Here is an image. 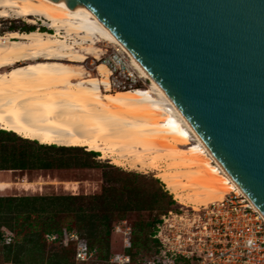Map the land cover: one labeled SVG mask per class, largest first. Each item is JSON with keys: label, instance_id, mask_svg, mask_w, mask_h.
Instances as JSON below:
<instances>
[{"label": "bare ground", "instance_id": "1", "mask_svg": "<svg viewBox=\"0 0 264 264\" xmlns=\"http://www.w3.org/2000/svg\"><path fill=\"white\" fill-rule=\"evenodd\" d=\"M12 16L31 23L30 16H39L90 42L75 49L39 29L0 34V129L40 144L83 147L116 166L154 173L179 204L195 209L230 193L244 196L94 13L52 0H0V17ZM96 37L127 49L149 79L146 87L112 89L103 61L96 73L88 71L82 64L91 54L98 58Z\"/></svg>", "mask_w": 264, "mask_h": 264}, {"label": "water", "instance_id": "2", "mask_svg": "<svg viewBox=\"0 0 264 264\" xmlns=\"http://www.w3.org/2000/svg\"><path fill=\"white\" fill-rule=\"evenodd\" d=\"M94 13L264 217V0H52Z\"/></svg>", "mask_w": 264, "mask_h": 264}, {"label": "trees", "instance_id": "3", "mask_svg": "<svg viewBox=\"0 0 264 264\" xmlns=\"http://www.w3.org/2000/svg\"><path fill=\"white\" fill-rule=\"evenodd\" d=\"M10 31H31L33 25L12 24ZM46 31L45 28H41ZM95 151L81 147L40 144L13 132L0 129V171H36L64 168H92L99 165L94 159ZM141 175L131 174L120 182L103 172V188L94 195H12L0 196V229L5 227L13 233L11 244L0 241V264H76L79 243L85 244L95 255L96 264H115L111 258V234L115 220L122 223L130 212L157 211L151 220L138 222L131 235V248L126 250L131 261L136 259L141 246L151 242L158 252L160 241L152 238L160 216L174 209L172 194L159 182L156 189L143 188L138 183ZM158 182L157 179H154ZM76 234L78 240L61 242ZM46 235H55L48 242ZM137 248L134 252L132 249ZM147 262H144L146 264ZM190 264V260H186ZM178 264V263H177Z\"/></svg>", "mask_w": 264, "mask_h": 264}, {"label": "built area", "instance_id": "4", "mask_svg": "<svg viewBox=\"0 0 264 264\" xmlns=\"http://www.w3.org/2000/svg\"><path fill=\"white\" fill-rule=\"evenodd\" d=\"M46 31L64 39L75 49H80L90 41H84L74 32L52 27L46 19L36 17ZM39 29V28H38ZM96 37L98 58L111 72V86L118 89L146 86L149 79L142 76L131 53L119 43L101 40ZM165 187V186H164ZM168 190L167 188H165ZM171 193V192H170ZM173 199L178 203L173 194ZM181 205V204H180ZM183 210L182 213L179 211ZM178 220V221H177ZM114 231L122 235L125 251L114 254L111 262L129 264L131 257L126 250L131 248L132 228L124 220L116 224ZM47 241L56 239L55 235H46ZM152 238L161 242L158 252L146 264H264V217L242 195L230 193L221 201L201 206H176L160 216ZM12 232L5 227L0 229V241L11 244ZM78 240L74 233L63 239ZM93 257L85 244L79 243L75 259L86 262Z\"/></svg>", "mask_w": 264, "mask_h": 264}, {"label": "rangeland", "instance_id": "5", "mask_svg": "<svg viewBox=\"0 0 264 264\" xmlns=\"http://www.w3.org/2000/svg\"><path fill=\"white\" fill-rule=\"evenodd\" d=\"M39 16H30V19L35 20ZM42 18V17H41ZM43 19V18H42ZM12 24L33 25L34 29L43 31L41 23H31L29 18H15L12 17H0V34H6L11 32L8 27ZM46 29V28H45ZM19 32H26L20 31ZM94 55V54H91ZM89 57L82 64L88 71L96 73L97 61L93 57ZM149 82L146 83V85ZM112 87V86H111ZM144 87V86H143ZM140 87V88H143ZM146 87V86H145ZM114 90L118 88L112 87ZM23 138V137H22ZM38 142V141H37ZM39 143V142H38ZM57 146V145H56ZM83 148V147H82ZM88 151L86 148H83ZM97 156L94 157L95 161L99 165L92 168H64V169H52V170H36V171H0V196H12V195H53V194H72V195H94L100 194L103 188V172H107L108 176L117 181H124L131 174H138L141 177L137 178L139 185L143 188L153 190L159 186V182L163 183L160 179L156 178L154 173L144 174L137 170H130L123 167L116 166L110 163L108 159H101L100 153L97 152ZM154 179H157L156 182ZM164 184V183H163ZM165 186V184H164ZM164 188H167L166 186ZM169 191V189H168ZM170 192V191H169ZM173 196V193H171ZM175 197V195H174ZM178 201V200H177ZM176 206L183 205L176 203ZM182 213L183 210L179 211ZM157 215V211H143V212H130L124 216V219L132 229L135 228L138 222H145L151 220ZM178 221V220H177ZM116 224H122L118 218L114 221ZM137 248L132 249L134 252ZM139 254L132 264H144L148 262L154 256V249L150 241H147L145 246H141ZM125 251L123 245L122 235L113 231L111 234V252L120 254ZM3 255L0 253V263H3ZM98 262L94 255L86 262L79 264H96ZM78 264V263H76Z\"/></svg>", "mask_w": 264, "mask_h": 264}]
</instances>
